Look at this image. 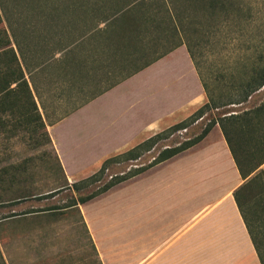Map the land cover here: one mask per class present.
Listing matches in <instances>:
<instances>
[{
    "label": "rangeland",
    "instance_id": "obj_1",
    "mask_svg": "<svg viewBox=\"0 0 264 264\" xmlns=\"http://www.w3.org/2000/svg\"><path fill=\"white\" fill-rule=\"evenodd\" d=\"M72 1L0 0L3 17L0 37L8 35L22 62L30 65L32 71L47 62L45 73L39 75L34 72L44 104V107L40 104L41 112L48 125L61 118L72 117L55 127L54 137L62 149L69 173L77 178L87 175L81 179L84 180L97 172L108 158L153 137L151 130L158 134L188 119L208 99L188 50L183 46L98 102L81 107L100 88L98 86L103 80L104 71L95 69L88 75H65L63 72L64 64L59 61L62 55L58 53L61 45H70L80 31L96 25L92 15L79 7H72ZM249 1L254 8L255 19L230 27L222 26L199 42L197 57L203 72L209 77L215 78L228 72L238 60L251 59L255 46L264 42V7L260 6L264 0ZM91 8L92 5L87 11ZM261 8L262 12L258 13ZM263 102L264 88L244 106L209 112L188 129L159 143L139 161L112 166L101 183L82 194H90L109 182L112 176L149 165L168 147H176L199 136L211 119L220 117L223 112L242 113ZM119 121L124 122V131L131 134L139 133L143 125L144 135L131 137L124 133L112 134L110 131L116 130V126L112 125ZM13 123L17 125L15 121ZM150 126H154V129H149ZM31 130L23 127L5 132L0 127L1 180L19 178L20 183L33 194L48 193L71 184L66 180L67 174L65 178L60 170L54 143L38 145L46 142V130ZM217 134V131L214 132V135ZM133 189L124 198L133 208L127 213L128 216L134 215ZM72 196L79 194L67 191L48 202L33 200L15 209L22 211L30 207L63 205ZM255 206V203H249L245 210L250 219L259 224L264 222V213ZM10 210L5 208L0 213L5 214ZM257 236L264 253V229L262 232L257 229ZM3 261L5 264H100L77 209L55 217H28L21 223L0 225V264Z\"/></svg>",
    "mask_w": 264,
    "mask_h": 264
},
{
    "label": "trees",
    "instance_id": "obj_2",
    "mask_svg": "<svg viewBox=\"0 0 264 264\" xmlns=\"http://www.w3.org/2000/svg\"><path fill=\"white\" fill-rule=\"evenodd\" d=\"M91 5L92 8L87 11ZM260 6L264 7V4L260 3ZM72 7H79L92 15L96 25L80 31L70 45H61L58 53L62 55L59 61L64 64L63 72L65 75H88L95 69L104 71L103 80L98 86L100 88L81 107L89 105L183 46H186L194 63L208 101L183 122L124 153L108 158L97 173L79 182L68 183L48 193L33 194L20 183L19 178L4 181L0 177V210L11 209L8 213H0V225L21 223L28 217H55L73 209H77L81 216L80 205L188 151L219 125L244 181L234 193L235 200L261 263L264 264V253L257 236V229L262 232L264 222L255 224L245 210L247 204L255 203V207H260L264 213V102L242 113L223 112L220 117L211 119L199 136L176 147H168L149 165L112 176L105 185L90 194H82L93 185L101 183L112 166L137 162L159 143L188 129L209 112L244 106L262 91L264 42L255 46L254 57L238 60L228 70L229 73L215 78L203 72L196 52L199 42L209 33H216L222 26L230 27L238 22L255 19L252 3L249 0H73ZM261 12L262 8L258 13ZM2 23L0 12V25ZM46 64L32 71L30 65L22 62L8 35L0 37V127L5 132L23 127L31 128L33 132L46 130L47 140L45 143L40 142L39 146L52 144L41 112V94L34 78V72L39 75L45 73ZM57 159L66 178L59 157ZM7 182L10 183L5 185ZM67 191L79 196L70 197L68 203L63 205L30 207L22 211L15 209L33 200L48 202Z\"/></svg>",
    "mask_w": 264,
    "mask_h": 264
},
{
    "label": "crops",
    "instance_id": "obj_3",
    "mask_svg": "<svg viewBox=\"0 0 264 264\" xmlns=\"http://www.w3.org/2000/svg\"><path fill=\"white\" fill-rule=\"evenodd\" d=\"M70 118L47 124V131L73 184L87 175L69 173L54 137L55 127ZM113 126L112 134L144 135L143 125L136 134L126 133L122 121ZM243 184L217 125L198 145L79 208L100 264H262L234 196ZM132 189L134 215L128 216L133 208L124 198Z\"/></svg>",
    "mask_w": 264,
    "mask_h": 264
}]
</instances>
